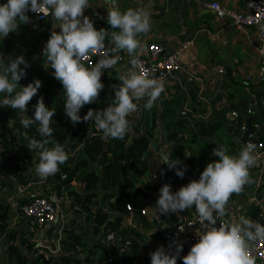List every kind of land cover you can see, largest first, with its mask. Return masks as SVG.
<instances>
[{"label": "crops", "instance_id": "crops-1", "mask_svg": "<svg viewBox=\"0 0 264 264\" xmlns=\"http://www.w3.org/2000/svg\"><path fill=\"white\" fill-rule=\"evenodd\" d=\"M5 1L7 0H0V4ZM247 1L249 0H118L121 11L146 7L151 14L150 32L139 37L143 45L140 55H144L153 43L164 46L168 54L177 52L186 43H190L189 48L182 52V71L165 87L155 106L150 111L145 110L142 100L138 102L142 111L128 117L132 129L130 139L137 135L136 130L132 128L137 120L144 121L139 132L146 135L147 131H150L153 135L148 155L140 162L143 164L145 160L146 170L152 172L153 176H139V182L134 187H125L117 192L114 202L122 198L119 211L112 209L110 202L103 199L105 192L102 189L96 190L97 196L90 202L93 215L102 208L104 212L108 211L110 216L122 217L121 228L127 232L126 238L133 239L134 242L131 249L120 251L118 247V251L121 255L131 256L135 264H151L149 254L161 246L165 233L178 222L197 214L193 207L186 212L160 216L154 207L161 188L159 181L168 170V166L163 164L160 152L166 151L171 158L175 146L167 138L168 127L180 132L177 141L185 145V154L193 156L201 154L202 146L205 148V145L209 146L212 152L218 145H222L228 149L230 155L239 153L244 146L243 132L238 127H231L227 118L230 111H238L247 117L249 110H255L252 117L256 116L257 120L252 123L264 125L261 113L264 111V86L259 81V72L264 64V57L259 52L262 47V31L257 27L239 29L234 25L232 17L220 20L207 8L208 3L217 2L232 14H238L245 11ZM107 8L104 0H89L85 15L94 21L97 30L109 28ZM58 28L59 22L53 18L46 22L21 25L17 32L10 33L4 40L0 37V53L4 54L5 59L9 56L24 55L31 65L27 69L26 78L22 79L20 84L27 86L39 79L42 81V87L38 93L46 92L51 99L64 94L59 81L55 80L49 84L48 77L53 76V70L49 68L46 58L43 59L42 50L50 33L53 30L59 31ZM121 53L129 59L126 52ZM117 69L120 72L126 71L125 66H116L103 82L105 87L102 91L109 93L111 101L114 99L111 85L120 83L117 79ZM136 114L141 115L139 119H133ZM213 119L220 120L224 125L217 136L212 140L199 139L198 143L196 140L192 141L191 135L197 132V121L206 122ZM179 123H182V126H179ZM162 132L166 134L163 135ZM80 149L81 147L76 149L74 156L82 157L79 155ZM190 157L184 155L179 159L183 162L181 167L186 166ZM28 161L32 164H27L28 169L21 173L23 163ZM38 162V151L31 152L27 148V143L21 140V132L15 128L14 122L7 124L4 130L0 129V203L8 211L7 228L0 235V264H15L12 256H15L16 252L24 255L29 264H55L59 257L71 250L65 242L72 234L81 235L82 243L86 244L85 248L77 244L78 256L81 258L85 257L91 245H114L107 242L106 234L102 231L104 228L98 232L93 223L86 220V210L77 198L84 196L82 182L75 178L62 185V182L53 176L42 180L35 173V165ZM90 167L102 169L98 162H91ZM155 175L159 176L157 180L154 179ZM250 175L255 181L253 185L256 192L247 193L237 201H229L226 206L227 215L223 217L228 222L238 221L241 215L253 222L262 221L264 168L259 162L258 166L250 169ZM171 182L174 183L171 186L176 191L185 186L175 177ZM137 189H141L144 195L140 196L137 202H133L131 198ZM33 195L49 198L58 211L57 222L44 231L38 230L23 212V208L35 197ZM24 198L28 200L26 204H23ZM127 204H132L135 211H127ZM142 209H146L150 216H158L162 224L158 225L150 216L142 215ZM1 213L2 210L0 215ZM12 248L16 249V252L12 253ZM58 248L60 250L56 254ZM37 254H41L40 257L37 258ZM47 255L50 257L47 258ZM98 256L100 255L93 257L92 261L98 262Z\"/></svg>", "mask_w": 264, "mask_h": 264}, {"label": "clouds", "instance_id": "clouds-1", "mask_svg": "<svg viewBox=\"0 0 264 264\" xmlns=\"http://www.w3.org/2000/svg\"><path fill=\"white\" fill-rule=\"evenodd\" d=\"M108 5L107 24L109 28L97 30L94 21L85 15L89 0H7L0 4V37L7 38L18 31L21 25L31 23L29 12L38 17L51 15L59 22V31L53 30L42 52L43 59L53 70L52 75L62 85L65 97L64 113L73 126L91 123L99 130L101 139H124L131 132L128 117L137 112L140 101L144 109L151 110L165 90V83L158 78H150L139 59L143 45L139 37L151 30V14L146 7L128 8L121 11L118 0H104ZM99 15V14H97ZM103 19V17H100ZM106 40L111 47H106ZM126 52L129 65L126 71L117 69L119 84L111 85L114 99L103 110L89 109L81 117L85 105L96 103L105 85L102 76L108 69H114ZM100 53L98 60L85 66L91 55ZM23 65V67H21ZM30 64L24 55L4 58L0 53V108H10L23 113L20 124L24 129L35 127L40 139L25 135L27 148L38 151L39 162L35 173L42 180L60 171L69 159L63 144L53 138L52 124L56 110L45 104L40 96L33 106L34 117L27 115L29 102L38 95L42 81L22 86L20 81L27 76ZM47 68V69H49ZM257 145L246 143L238 154H228V149L218 145L213 155L218 160L208 163L199 180L190 181L173 192L170 184L159 189V198L154 207L159 215L186 212L195 208L204 231L196 232L198 242L184 256L183 264H256L251 253V243L264 241V224L253 222L241 215L238 221L221 222L217 219L227 215L226 206L233 194H239L244 187L255 181L250 169L258 166ZM186 156H192L187 155ZM163 164L168 170L183 179L187 166L178 158L161 150ZM215 213V215H214ZM174 247V252H173ZM183 244L178 240L169 244L168 250L160 246L150 253L151 264H177Z\"/></svg>", "mask_w": 264, "mask_h": 264}, {"label": "trees", "instance_id": "trees-1", "mask_svg": "<svg viewBox=\"0 0 264 264\" xmlns=\"http://www.w3.org/2000/svg\"><path fill=\"white\" fill-rule=\"evenodd\" d=\"M56 79L54 76L48 77L49 84L54 83ZM62 87V85H61ZM40 96L44 97L45 104L52 109L56 110V115L53 117L55 121L52 124L53 127V138L59 143L63 144L65 147L68 144V153L69 159L63 165H60V171L53 175L54 179H58L62 182V185H66L73 181L75 178L80 180L83 184V197L78 199L81 201L83 208L86 210V220L92 222L95 226V229L100 232H105L107 237L110 232H114L118 240L124 241L126 238L127 232L123 231L122 226V217L110 216L109 212H104L103 209H99L97 213L92 214L91 210V200L94 196H97L96 190L102 189L105 194V200H108L111 204L112 209L119 211L121 209V200L120 197L117 202H114L115 197H117V192L122 191L125 187L132 188L134 187L139 180V176H147L152 172L146 170L144 164H140L143 157L148 155L150 150L151 141L153 139L152 133L147 131L146 135L140 131V127L143 125L144 121L137 120L134 124V130H136L137 135L130 139V133L125 136L124 139H101V135H94L96 133L92 130L91 123H79L75 126L72 125L70 119L65 115L63 107L65 103L64 95L55 99L48 97L46 92L38 93L36 97L29 102L27 115L29 117H34V105L37 103ZM111 104V97L107 91H101L99 100L96 103L85 105L81 112L79 113L81 117L87 114L88 110L91 108L93 110H103L105 107ZM257 110L260 112L261 109ZM264 118V111L262 110ZM255 114V113H254ZM253 114V115H254ZM239 120V125L242 126L244 123V117L242 114ZM250 116L252 121H256L257 118ZM23 116V113L19 110H12L10 108H0V129L4 130L6 125L14 122L15 128L21 132V140L25 143H28V140L25 139V135L29 137H35L40 139L38 133L33 126L30 129H24L20 120ZM258 116V115H257ZM259 117V116H258ZM182 123H179V126ZM196 130L197 132L192 134V141L199 142V139H208L212 140L217 136V133L221 128L224 127L223 123L220 120H209V121H197ZM177 125V124H176ZM169 129L168 140L174 144L171 158L172 160L180 159L185 155V145L183 142L180 143L178 140L180 132L176 131L173 127L172 130ZM198 139V140H197ZM78 147H81L79 155L82 157L74 156V153ZM206 148V149H205ZM205 148L202 146V153L199 155H193L187 161V172L183 179L179 178L175 174V170H167L163 179H160L159 185L162 187L164 184H172L171 179L173 177L176 180H181L183 184L187 185L190 181L199 180L201 173L205 169L208 163L218 160V157L213 156L212 149L205 145ZM91 162H98L100 167L99 170L96 167H90ZM27 164H32L30 161L23 163V168L21 173H25L28 169ZM66 175L67 179L63 180V176ZM157 187H155L156 189ZM173 192L176 191L172 187ZM256 192V187L252 184L250 186H245L241 193L233 194L229 201H237L242 196L247 193ZM127 195V194H125ZM144 195L141 189H137L133 197L131 198L133 202H137V199ZM23 204L27 203L28 200L24 198ZM4 205L0 203V210L2 213L0 215V235L6 231L7 225V209L3 207ZM68 241H70L68 243ZM65 244L69 245L71 250L69 253L59 257L55 264H108V258L113 256V262L110 264H135L134 259L127 255H121L118 251L117 245L111 244H95L91 245L87 249V254L84 258L78 256L77 244L82 248L86 247V244L82 243L81 235L72 234L69 236ZM11 252H16V249L12 248ZM98 256V262L92 261L93 257ZM15 264H29V260L19 252H16L15 256H12ZM51 264V263H46Z\"/></svg>", "mask_w": 264, "mask_h": 264}, {"label": "built area", "instance_id": "built-area-1", "mask_svg": "<svg viewBox=\"0 0 264 264\" xmlns=\"http://www.w3.org/2000/svg\"><path fill=\"white\" fill-rule=\"evenodd\" d=\"M7 1L3 2L6 3ZM1 3V4H3ZM207 8L214 12V15L218 19H223L225 17H232L234 20V25L239 29H247L250 27H257L262 31V47L259 49V52L264 57V0H249L245 3L244 12L238 14H232L226 7L217 3L211 2L207 4ZM31 18V23L37 22H46L49 19H53L51 15L48 18L38 17L36 14L31 12L28 13ZM190 43H186L180 50L174 53H167L166 48L162 45L153 43L149 45L147 52L144 55H140L139 59L142 62V65L146 71V74L150 78H158L164 81L165 87L171 82V80L182 71V52L189 48ZM106 47H111L106 42ZM121 60L118 65H123L126 67V70L129 65V59L119 53ZM100 53L91 55L87 61H85V66L93 64L98 60ZM112 69H108L104 72L102 76V83L105 81L106 76ZM223 72V70H221ZM259 81L261 85L264 86V64L259 72ZM142 111V106L138 107L137 112ZM255 113V110H249L247 114L249 116L244 117V123L242 126L239 125V120L241 115L238 111H230L228 113V120L231 127H238L243 132V145L248 142L254 143L257 145L256 154L259 155V164L264 168V125L261 123H252L251 129L248 130L247 121L251 115ZM96 133L94 135H102L99 130H95L94 126L91 128ZM92 134V131H91ZM165 135V132H162ZM109 140V139H108ZM107 141V140H106ZM159 176L155 175L154 179H158ZM67 176H63V180H66ZM126 210L129 212H134L135 207L132 204L126 205ZM24 215L31 219L34 222L35 227L44 231L47 227L54 225L58 219V211L53 202L43 196L37 195L23 208ZM142 215L150 216L149 212L146 209L141 210ZM150 218L155 221L158 225L162 224L161 219L158 216H150ZM262 221H257L258 223L262 222L264 224V216H261ZM221 222L227 223L226 218H218L217 225ZM201 232L204 231V226L200 224L198 215H193L183 221L178 222L172 228H170L164 235V238L161 242V246H164L168 250L169 244H172L174 241L178 240L183 244V251L180 253V259H178L177 264H183V257L188 254L191 247L198 242V237L196 235L197 230ZM107 242L117 245L120 251H127L133 246V239L125 238L124 241L118 240L117 235L114 232H110L107 236ZM60 248L57 249V252ZM174 252V247H173ZM52 254V253H51ZM255 257L256 264H264V241H255L251 243V253ZM41 254H37L36 257H40ZM50 256L47 255V258ZM114 257L110 256L108 259V264L113 262Z\"/></svg>", "mask_w": 264, "mask_h": 264}, {"label": "water", "instance_id": "water-1", "mask_svg": "<svg viewBox=\"0 0 264 264\" xmlns=\"http://www.w3.org/2000/svg\"><path fill=\"white\" fill-rule=\"evenodd\" d=\"M251 122H252V119H249L248 121H247V124H248V126H247V128H248V130H250L252 127H251ZM92 130V129H91ZM91 130H90V133L89 134H91ZM68 147H69V145L67 144L66 145V151H68ZM35 195H33V197H34ZM29 198H31V197H29Z\"/></svg>", "mask_w": 264, "mask_h": 264}, {"label": "rangeland", "instance_id": "rangeland-1", "mask_svg": "<svg viewBox=\"0 0 264 264\" xmlns=\"http://www.w3.org/2000/svg\"><path fill=\"white\" fill-rule=\"evenodd\" d=\"M140 116H141L140 114H136V115L133 116V119H139Z\"/></svg>", "mask_w": 264, "mask_h": 264}]
</instances>
